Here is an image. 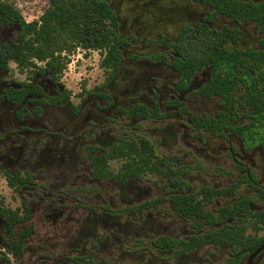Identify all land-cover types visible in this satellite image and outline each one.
Returning a JSON list of instances; mask_svg holds the SVG:
<instances>
[{
    "label": "flooded vegetation",
    "instance_id": "af4514ba",
    "mask_svg": "<svg viewBox=\"0 0 264 264\" xmlns=\"http://www.w3.org/2000/svg\"><path fill=\"white\" fill-rule=\"evenodd\" d=\"M18 1L0 0L11 258L264 264V0H105L116 67L76 93L12 59L40 17Z\"/></svg>",
    "mask_w": 264,
    "mask_h": 264
},
{
    "label": "trees",
    "instance_id": "16d2710c",
    "mask_svg": "<svg viewBox=\"0 0 264 264\" xmlns=\"http://www.w3.org/2000/svg\"><path fill=\"white\" fill-rule=\"evenodd\" d=\"M114 15L104 0H47V7L37 21L24 24L27 33L24 46L13 56L19 66H34V61H47V66L61 74L65 67L63 52L73 49L98 51L101 54L99 67L107 74L115 69L117 62ZM4 220L18 215L2 211ZM10 215V217H9ZM14 219V218H13ZM31 227L23 234L30 233ZM20 243L0 245V260L12 264L9 257L20 254ZM94 264V263H92Z\"/></svg>",
    "mask_w": 264,
    "mask_h": 264
},
{
    "label": "rangeland",
    "instance_id": "374dc122",
    "mask_svg": "<svg viewBox=\"0 0 264 264\" xmlns=\"http://www.w3.org/2000/svg\"><path fill=\"white\" fill-rule=\"evenodd\" d=\"M18 4L20 5V11L22 16L30 20L32 18H38L42 12L47 7V0H19ZM66 56L74 55L73 60L77 62L71 64L69 67L66 65L70 62L65 56V67L61 72V79L64 82L71 92H78L82 87H91L96 83L102 82L104 80V72L99 67V62L101 59L100 53L97 56H92L90 59L82 56V50L73 49L70 52H65ZM76 55L78 57H76ZM99 58V59H98ZM19 205L18 196L11 192L8 188L4 176H0V206L5 209H13ZM41 231V229L36 230ZM42 232V231H41ZM2 235V233L0 234ZM0 252H4L0 249ZM12 264H21L16 260L9 257ZM29 255L24 256V263L27 264ZM0 264H4L0 260Z\"/></svg>",
    "mask_w": 264,
    "mask_h": 264
},
{
    "label": "built area",
    "instance_id": "2783aa9c",
    "mask_svg": "<svg viewBox=\"0 0 264 264\" xmlns=\"http://www.w3.org/2000/svg\"><path fill=\"white\" fill-rule=\"evenodd\" d=\"M78 50H82V49H80V48H78L77 49V51ZM97 54H99V52L98 51H86V50H82V56H84V57H86L87 56V58L88 59H90V57H94V56H97ZM66 56V54H65V52H63L62 53V57H65ZM67 57V60L69 59L70 60V62L66 65V67H69L71 64H73V63H75V62H77V60H73V58L75 57L74 55H71V56H66ZM76 57H78L77 55H76ZM99 59V58H98Z\"/></svg>",
    "mask_w": 264,
    "mask_h": 264
},
{
    "label": "water",
    "instance_id": "95a60500",
    "mask_svg": "<svg viewBox=\"0 0 264 264\" xmlns=\"http://www.w3.org/2000/svg\"><path fill=\"white\" fill-rule=\"evenodd\" d=\"M105 1V0H104Z\"/></svg>",
    "mask_w": 264,
    "mask_h": 264
}]
</instances>
